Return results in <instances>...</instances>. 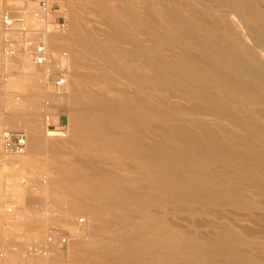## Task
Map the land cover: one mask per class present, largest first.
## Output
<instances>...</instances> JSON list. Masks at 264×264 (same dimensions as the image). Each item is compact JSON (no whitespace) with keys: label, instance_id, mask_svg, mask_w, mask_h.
I'll return each mask as SVG.
<instances>
[{"label":"bare ground","instance_id":"bare-ground-1","mask_svg":"<svg viewBox=\"0 0 264 264\" xmlns=\"http://www.w3.org/2000/svg\"><path fill=\"white\" fill-rule=\"evenodd\" d=\"M86 1L91 3L94 0ZM263 4L264 0H178L171 6L162 5L159 13L174 29L167 32L164 25L163 28L157 24L158 21L154 22L153 35L150 32L152 44L146 47L127 31L129 25L143 22L144 19H141L133 4L124 6L128 23L127 26L115 25L111 33L114 43L112 50L118 44L130 45L128 54L140 58L142 68L152 70L151 77L155 79L152 80L160 90L165 82L172 81L186 86V92L192 95L190 97L198 98L193 99L210 103L209 106H203L205 103L192 104L186 112L175 106L150 103L143 82L151 78L141 69L129 70L117 64L110 56L112 50L109 51L102 44L103 40L100 41L86 31V27L77 24L74 17L70 20L71 35L60 38L70 40L74 51L80 53L81 57L90 59L97 68H105L110 78L123 83L127 88L122 90V95L132 93L131 97L118 103L109 101L104 93L88 91L83 93L88 102H83L81 90L73 85L71 91L63 96V101L51 103L52 99L47 98L51 108L61 110L58 114L64 113V109L75 110V121L71 124L73 140L61 142L59 146L56 145L58 148H76L77 142L84 138H90L96 144L88 158L82 160L83 164L93 169L94 176H88L77 167H67L61 171L69 189L72 188L82 200L80 205L76 198L73 209L95 210L101 201L111 209L122 211L127 205L140 202V190L147 187L149 182L169 187L170 199L181 207H190L195 202L207 204L209 215L206 236L176 227L167 230L152 215L140 217L138 221L131 218L136 224L130 229L127 216L109 213L113 227L104 226L95 217L89 228V238L72 244V252L78 259L96 254V260L89 264H103L100 262L113 258L129 262L137 260L141 264H264ZM221 7L228 11H218L217 8L220 10ZM16 27L21 29L22 24ZM45 43L49 48L47 39ZM52 46H56V43H52ZM30 50V47H26V51ZM74 61L79 64L78 58ZM55 64L51 56L43 78ZM75 75L79 74L76 72ZM70 83L67 77V84ZM179 110L185 113L182 114L188 122L196 120L203 124L200 130L203 128L202 131H206V142L193 132L185 133L184 130V134L178 133L185 121L183 126L177 123L182 127L173 126L177 131L171 129L172 125L161 128L163 139L148 142L147 122L153 119L155 123H161L165 116L175 120ZM48 114L39 120L40 114L31 111L24 115L17 109L2 113L0 125L26 131L28 149L32 153L41 152L49 145L41 136V131L47 133L46 126L53 112ZM208 117L221 122L222 134L214 132V126L211 129L212 124L204 122ZM41 121H44L43 129ZM195 130L197 133L198 130ZM185 139L191 142V145H187L189 148L179 149L175 146L180 141L188 144ZM49 150L53 151V148ZM111 152L121 153L132 163L128 171L124 169L125 173L123 170L120 173V170L115 171L117 169L101 167L100 162L97 164L96 155L102 157ZM104 175L119 179L125 188H134H126L125 193H114L111 186L96 182Z\"/></svg>","mask_w":264,"mask_h":264},{"label":"rangeland","instance_id":"rangeland-1","mask_svg":"<svg viewBox=\"0 0 264 264\" xmlns=\"http://www.w3.org/2000/svg\"><path fill=\"white\" fill-rule=\"evenodd\" d=\"M53 1L59 3L60 6L48 16V21L45 22L44 19L36 16L41 11L39 0H0V118L2 113L14 112L17 109L24 115L34 111L38 115L40 114V117H38L39 120H42L49 112H53L51 117L54 118L61 110L59 111L53 106L51 108V105L47 106L46 102H49L47 98L52 99L51 103L53 101H56V103L61 102L64 99L63 96L71 91L73 85H76L81 90L83 102H88L86 94L83 95V93L88 91L96 94L104 93L103 95L107 99L109 98V101L118 103H121L127 97H131L132 93L130 92L124 95L121 94L122 90L127 88L123 83L110 78L105 68H97L95 64H92L90 59L81 57L80 53L74 51L73 44L70 40L60 37H63L62 35H71L69 22L74 17V21L76 23L78 22L77 24L84 28L86 27V31L92 33L100 41L103 40L101 41L103 42L102 44L110 51L114 46L111 33L115 25L123 26L122 24H124L127 26L128 16L123 10L124 6L130 3L133 4L141 19H144L147 24L143 20V22L136 23L138 25H129L127 31L134 40L141 42L145 47L147 45L151 46L154 31L152 24L154 22L157 23L156 21H158V25H164L167 30L164 26L163 28L167 32H171L174 29L172 25L167 24L161 13H159L162 5L167 4L171 6V4L178 0H94L91 3H88L86 0ZM155 2L158 3L155 4ZM217 10L221 12L228 11L225 7H221L220 10L217 8ZM7 11H10L16 18L22 15V13H27L26 16L29 18L30 23L29 32L23 34L22 30L16 27V25L12 29L5 30L3 16ZM152 13L155 15L154 20ZM105 18H107L109 24L105 21ZM29 38L34 39L36 42L42 39H47L48 41L51 56L53 61L56 62V66L47 72L45 78L42 75L47 70L46 65H36L30 51H26ZM52 43H56V46H52ZM118 45L114 50L109 52L110 56L117 61V64L120 66L124 65L129 70L140 71L141 69L151 78L149 81L143 82L146 86V93L150 103L158 102L161 105L167 104L175 106L184 112L188 111L190 106H193L192 104L201 103L203 105L205 103L203 106H209L210 103L200 101V99L197 100L198 98L195 96L190 97L192 95L186 92V86L175 84L172 81L165 82L162 90H160L154 84L153 80L155 79L152 78V70L150 68H142L140 58H134L128 54L127 51L131 49V46L128 44ZM165 53L169 54L167 51ZM77 58L79 64L74 61ZM130 59L135 60L132 61ZM136 59H139L138 62ZM76 72L79 74L78 76L75 75ZM63 73L67 74L71 83L70 85L67 84L66 89L62 91L63 93H54L56 90L53 87V82L61 77ZM184 92L185 94H182ZM34 100L38 101L35 102ZM182 111H180L177 116L178 118L175 120L174 118L165 116L161 123H155V120L150 119L147 122L146 129L147 141L151 142L154 139L162 140L164 134L160 130L161 128L172 125L171 129L177 131L178 129L175 128L181 125L183 126L185 121L186 127L184 125L183 128H179L181 132L179 130L177 132L180 134H184V130H186L185 133L193 132L199 139L202 137L201 140L206 142L208 136L205 133L206 131H202L203 124L196 120L188 122L183 115L185 113ZM63 112L69 116V123L66 126L68 129L67 137L54 133L55 130L53 128L49 129L48 125L46 126L47 133L51 135L41 131L42 138L49 144L47 148H53V151H48L47 148H44L45 152L39 151L34 152V154L28 149L27 153L21 156L4 155L1 138L2 132L8 127L0 125V160L5 163L3 174L0 176V264L92 263L96 260V254L90 255L82 260L78 259L72 252V244L89 238V228H91L92 219L95 217H98L104 226L113 227V220L108 218V214L111 212H115L121 217L127 216L129 218V229L136 224V222L133 223L131 221V218L134 221H138L140 217L152 215L154 220L162 223L167 230L176 227L188 233H195L202 236L207 235L209 231V215L206 211L207 204L195 202L190 207H181L170 199V188L161 183L153 184L148 182L147 187L140 190V193H142L140 202L129 204L122 211L111 209V207L101 203V201L95 210H74L73 207L77 199L80 205L82 200L72 188L71 190L69 189L67 181L64 179L61 171L67 167H77L80 170H84L88 176H94L93 169L83 164L82 160L88 158L90 151L94 150L96 144L90 138H84L77 142L78 145H75V147L77 146L76 148L72 147L73 149L67 150L58 148L56 145L61 142L73 140V128L71 124L73 123L72 121H75V110L73 108L70 110L64 109ZM179 119H182V121ZM206 119H204V122L209 125L212 124L210 127L212 129L214 126V132L222 134V129H220L222 124L220 121V123H217V119L210 117ZM42 123L44 121H41V127ZM177 123H181V125ZM195 124L200 125L195 126ZM217 125L220 126L218 127ZM200 126H202L201 130ZM193 127L195 128L193 129ZM193 130H198L197 133L199 134ZM201 131L203 134H201ZM204 133L206 136H204ZM203 137H206V139ZM185 140L187 141L186 143H189L185 145L184 141V143L180 141L176 142L175 146L179 149L189 148L188 146L189 144L191 145V142L187 139ZM99 156L96 155L95 157L97 164L100 162L101 167L103 166L106 169L111 168L110 170L117 169L115 171L120 170V173H122L121 170L124 172V169L128 171L132 164L119 152H111L102 157ZM101 178H95L97 179L96 182L100 181L105 185L111 186L114 193L117 194L125 193L126 188H134L133 186H127L125 188L119 179L110 178L109 175H104ZM9 208H12V212L9 211ZM81 218H84L86 221L80 224L79 219ZM53 234L58 235V237H69V245L60 246L57 241L55 243L53 242L54 245H51L49 237ZM53 258L55 259L53 260ZM100 263L141 264L137 260L129 262L116 258L103 260Z\"/></svg>","mask_w":264,"mask_h":264},{"label":"built area","instance_id":"built-area-1","mask_svg":"<svg viewBox=\"0 0 264 264\" xmlns=\"http://www.w3.org/2000/svg\"><path fill=\"white\" fill-rule=\"evenodd\" d=\"M41 11L38 17L48 21V16L54 12L50 0L40 1ZM27 13H22L19 17H14L10 11H7L3 16V23L6 29H12L15 25L22 24L20 30L25 34L30 30L29 18L26 16ZM25 36V35H24ZM23 38V37H22ZM24 39V38H23ZM10 41V39H9ZM25 41V40H24ZM46 40H41L36 42L34 39L29 38L27 47H30V53L32 54L33 61L36 65H46L51 59V52L46 45ZM67 74L63 73L56 81L53 82V87L56 91L61 92L64 90L67 84ZM49 102L46 105L49 106ZM48 128H53L54 133H58L63 137L68 136V129L66 126L62 128H56L51 123H49ZM29 145L28 133L24 130H13L6 129L2 132V150L3 154L7 156H21L27 153ZM5 168L4 161L0 160V176L3 174ZM12 212V208H9ZM86 220L84 218L79 219V223H84ZM51 245L57 241L60 246H67L70 243L69 237L63 236L58 237V235L53 234L49 237ZM54 242V243H53Z\"/></svg>","mask_w":264,"mask_h":264},{"label":"crops","instance_id":"crops-1","mask_svg":"<svg viewBox=\"0 0 264 264\" xmlns=\"http://www.w3.org/2000/svg\"><path fill=\"white\" fill-rule=\"evenodd\" d=\"M41 1V0H39ZM51 2V5H52V8L53 10L57 9V7H59V3L57 2H54L53 0H50ZM52 116V115H51ZM53 117H51V120L50 122L52 121V125L56 128H62L64 126H67V124L69 123V116L65 113H61V115L57 114L54 116L53 120H52Z\"/></svg>","mask_w":264,"mask_h":264}]
</instances>
